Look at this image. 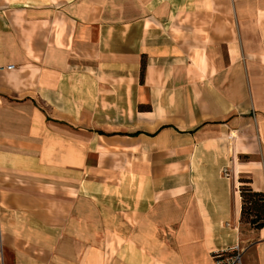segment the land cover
<instances>
[{
  "label": "crops",
  "instance_id": "crops-1",
  "mask_svg": "<svg viewBox=\"0 0 264 264\" xmlns=\"http://www.w3.org/2000/svg\"><path fill=\"white\" fill-rule=\"evenodd\" d=\"M243 177L264 0H0V264H264Z\"/></svg>",
  "mask_w": 264,
  "mask_h": 264
},
{
  "label": "trees",
  "instance_id": "trees-1",
  "mask_svg": "<svg viewBox=\"0 0 264 264\" xmlns=\"http://www.w3.org/2000/svg\"><path fill=\"white\" fill-rule=\"evenodd\" d=\"M243 182L240 185L241 195V222H243L246 213L252 217L248 222L254 227H261L264 221V192L254 190L250 184L249 178H241Z\"/></svg>",
  "mask_w": 264,
  "mask_h": 264
},
{
  "label": "built area",
  "instance_id": "built-area-1",
  "mask_svg": "<svg viewBox=\"0 0 264 264\" xmlns=\"http://www.w3.org/2000/svg\"><path fill=\"white\" fill-rule=\"evenodd\" d=\"M227 169L223 168V173L227 174ZM244 246L240 243L221 250L216 255V264H243Z\"/></svg>",
  "mask_w": 264,
  "mask_h": 264
},
{
  "label": "rangeland",
  "instance_id": "rangeland-1",
  "mask_svg": "<svg viewBox=\"0 0 264 264\" xmlns=\"http://www.w3.org/2000/svg\"><path fill=\"white\" fill-rule=\"evenodd\" d=\"M252 216L249 215L248 213L245 214L243 222L241 224V237L242 239H244V242H248L252 239L253 237V233H252V228H254L249 222L248 220L251 218ZM244 244V243H243Z\"/></svg>",
  "mask_w": 264,
  "mask_h": 264
}]
</instances>
